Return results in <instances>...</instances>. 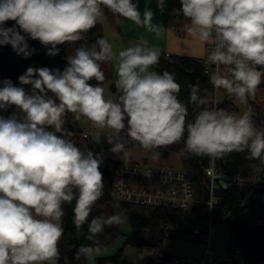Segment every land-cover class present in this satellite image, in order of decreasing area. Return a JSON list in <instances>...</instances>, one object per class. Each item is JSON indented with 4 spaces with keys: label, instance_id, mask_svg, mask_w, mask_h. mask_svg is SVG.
Listing matches in <instances>:
<instances>
[{
    "label": "clouds",
    "instance_id": "9594fccd",
    "mask_svg": "<svg viewBox=\"0 0 264 264\" xmlns=\"http://www.w3.org/2000/svg\"><path fill=\"white\" fill-rule=\"evenodd\" d=\"M165 0H158L162 11ZM183 30L205 44L214 45L207 57L215 70L209 83L241 103L254 97L264 77V0H180ZM107 8L114 16L131 20L160 36L163 27L153 23L154 13L143 18L133 0H0V45H11L17 55L29 58L35 51L28 38L59 53L58 45L86 38ZM15 26L5 27V22ZM21 31L24 33L21 34ZM50 46V47H49ZM159 50L146 41L114 53L104 37L69 55L63 71L28 67L16 86L0 81V110L15 106L22 115L0 116V264H58L59 241L64 234L63 205L75 201L73 224L80 234L87 224V240L74 257L92 259L100 252L97 237L105 227L123 222L121 215L94 216L103 196L102 157L82 151L66 138V114L90 120L98 129H111L110 152L119 154L125 144L122 131L145 150L183 140V152L219 159L232 152L264 164V130L256 128L250 113L237 115L202 107L199 84L189 86V103L200 110L187 122L188 108L178 99L181 86L167 71L158 73ZM116 61L118 102L106 100L101 64ZM259 66V67H258ZM207 74V73H205ZM95 79L98 83H90ZM23 85H30L26 91ZM51 93L52 95H49ZM51 127L53 130H49ZM60 135H57V134ZM185 133L187 134L185 137Z\"/></svg>",
    "mask_w": 264,
    "mask_h": 264
},
{
    "label": "trees",
    "instance_id": "16d2710c",
    "mask_svg": "<svg viewBox=\"0 0 264 264\" xmlns=\"http://www.w3.org/2000/svg\"><path fill=\"white\" fill-rule=\"evenodd\" d=\"M5 27L15 26L20 31L15 21L5 22ZM21 34L24 33L21 31ZM98 37H105L104 28L97 23L89 30L84 40L75 43H65L58 45L59 53L55 56L46 54L47 48L38 40L28 38L30 48L35 49L34 53L27 59L13 52L11 45H0V81L9 79L16 86H21L18 77L22 75L28 67H48L63 71L67 64V57L74 55L75 50L81 46H90ZM50 47V46H49ZM259 67V66H258ZM101 70L105 74V80L101 84L110 83L111 91L118 97L119 91L115 87V66L112 62L101 64ZM154 71L163 73L165 71L174 74L176 82L180 84L181 90L178 99L186 104L188 108L187 122L195 119L200 110L195 104L189 103V86L199 84L200 96L206 99L207 103L202 107L223 109L230 113L242 115L240 109L234 103L235 97H231L223 102L215 103L216 90L209 83V76L204 74V65L200 58L185 55H171L169 58L162 55L159 63L153 66ZM264 71V69H260ZM91 84L98 82L93 79ZM26 91H30V85H23ZM264 90V77L261 84L257 87L254 97H250V103L254 109L251 116L257 129L264 130V109L258 102L259 91ZM50 94V93H49ZM16 109L10 106L6 111L0 110V116L9 117ZM65 129L71 132V139L82 151L90 150L94 154L102 157L100 171L103 176V196L97 201L89 217L115 215L114 207L118 205L122 210L126 221L131 227V232L127 235L125 246L137 249L151 248L156 251L154 256L149 257L147 264H161L171 260V257H161V252L165 240L172 236L171 232L182 227L186 212L171 208H138L125 203L116 202L113 199L114 169L122 164V159L127 148L133 145V140L122 131L119 139L124 142L125 148L122 153L114 154L110 152L111 145L107 140L114 136H101L99 141L91 137L84 138V133L78 126L73 113L66 114ZM57 135H60L59 133ZM185 133V137H186ZM184 148L183 140L170 145L161 147L166 157L177 154L182 160L183 170L190 173L195 181L196 190L199 198L206 200L209 198V179L205 169L211 165L213 159L207 156H194L182 151ZM215 160V169L221 178L227 183V188H220L217 192L220 198L219 205L216 206L214 215L223 216L231 230L233 243L236 249L241 251L239 264H264V185L262 181L255 183V178H264V164L259 160L248 158V152H232ZM72 204H64L65 215L63 217L64 234L59 241L58 247L60 259L58 264H86L90 259L81 258L76 260L74 254L81 245H92L93 242L87 240V224L84 225L83 232L78 234L73 224ZM206 206L199 205L192 209L198 217L208 218ZM118 224L105 227L102 234L97 239L100 242V249L106 248L111 242L121 235ZM122 251L113 257L99 258L96 264H107L117 262L122 256Z\"/></svg>",
    "mask_w": 264,
    "mask_h": 264
},
{
    "label": "rangeland",
    "instance_id": "374dc122",
    "mask_svg": "<svg viewBox=\"0 0 264 264\" xmlns=\"http://www.w3.org/2000/svg\"><path fill=\"white\" fill-rule=\"evenodd\" d=\"M154 2L148 7L154 13V24H159L163 27L162 34L156 36L154 33L151 34L150 40L158 43L160 46L161 53L164 51V46L169 43H181L180 39H184L188 42L190 37L186 32L183 33V22L178 19H182L183 15L179 16L175 14L176 5L172 7V0H165L164 8L161 11L157 7L158 0H153ZM175 26L180 33L172 30ZM154 44L158 46L157 44ZM204 45V44H203ZM205 48V45L203 49ZM186 50V49H185ZM196 54V53H195ZM199 55V54H197ZM203 52L200 56L205 57ZM104 89V97L106 100H113L118 102V96L111 91L110 83H105L99 85ZM49 95H52L51 93ZM231 97L223 89H217L215 94L216 102H223ZM258 102L260 106L264 109V90L259 92ZM234 103L240 109L242 115L244 113H250L252 116L254 114V109L247 100V103H241L238 99H234ZM17 113L22 115L16 108L12 113ZM10 115V116H11ZM74 118H75V114ZM9 116V117H10ZM76 120V118H75ZM79 128L83 133L91 135V138L95 141H99L101 136H114V132L111 129H98L93 123L86 117L81 116L79 120H76ZM65 128V125H64ZM49 130H53L49 127ZM122 163L124 164H140L147 165L149 167H161L165 166L172 168L174 170H179L183 168L182 160L177 154H171L166 157L162 150H145L138 142L133 141V145L126 149ZM115 215H121L124 217L123 222L118 224L121 230V235L111 242L106 248L100 249L98 254H95L92 259L86 262V264H96V260L99 258L113 257L118 252L122 251V256L117 262H109L107 264H146L148 258L154 256L156 251L151 248L137 249L131 246H125L127 235L131 232V227L126 221V218L118 205L114 207ZM209 219H202L198 215L189 210L185 213L182 227L175 229L171 232L170 237H168L163 243L161 252L158 253L161 257H176L183 261L187 259H200L204 256L206 251V245L200 242L195 235L196 231H205L209 226ZM212 251L216 254L223 256L225 258H235L236 257V247L233 243V237L229 225L223 216L214 215L212 217ZM161 264H174L171 260L165 261Z\"/></svg>",
    "mask_w": 264,
    "mask_h": 264
},
{
    "label": "built area",
    "instance_id": "2783aa9c",
    "mask_svg": "<svg viewBox=\"0 0 264 264\" xmlns=\"http://www.w3.org/2000/svg\"><path fill=\"white\" fill-rule=\"evenodd\" d=\"M173 30H177L175 26ZM214 47L211 44H205V57L201 60L204 65V74L210 76L215 70V66L207 61L210 51ZM170 53H165V57L169 58ZM215 103L216 100H215ZM84 138L91 135L84 133ZM207 178L209 179V198L202 200L199 198L196 184L193 176L183 169L174 170L165 166L149 167L140 164H124L117 166L114 169L113 177V199L116 202L125 203L138 208H171L187 212L192 211L194 207L199 205L206 206L209 226L205 231H196L200 242L206 245L204 256L200 259H187L183 261L176 257H172L171 261L174 264H239L241 251L236 249L235 258H225L212 251V217L216 206L220 203V198L217 192L221 188L217 180L222 179L215 169V160L205 169ZM262 181L255 178V183Z\"/></svg>",
    "mask_w": 264,
    "mask_h": 264
},
{
    "label": "crops",
    "instance_id": "0c3cea01",
    "mask_svg": "<svg viewBox=\"0 0 264 264\" xmlns=\"http://www.w3.org/2000/svg\"><path fill=\"white\" fill-rule=\"evenodd\" d=\"M133 2L138 4L139 11L141 12V18H143L144 10L148 9V7H150V5L154 1L133 0ZM174 5H176V9H175V14H176L177 10L181 8L180 0H172V7ZM178 20H181L183 23H185L184 17ZM153 22H154V17H153ZM97 23L103 26L105 37L108 40V42L112 45L114 53H118L120 50L132 46L136 43H139L140 41H146L149 47L158 49L160 53L159 57L165 55V53H170L171 55H185V56L202 59V56L200 55L203 52L205 53V48L203 49L205 43L193 37H190L188 42H185L184 39H180L182 41L181 43L173 42L166 44L164 46V51L161 53L159 48L160 46L158 45V43L150 40L152 34L151 32H148L142 26L136 25L131 20L125 19L120 16H114L110 11H108L107 8H104L103 14L98 19ZM178 29L177 31L176 30L175 31L180 33ZM184 32L185 31L183 30V33ZM155 43L158 46L154 45ZM113 63L115 66V77L117 78L116 61H113Z\"/></svg>",
    "mask_w": 264,
    "mask_h": 264
},
{
    "label": "water",
    "instance_id": "95a60500",
    "mask_svg": "<svg viewBox=\"0 0 264 264\" xmlns=\"http://www.w3.org/2000/svg\"><path fill=\"white\" fill-rule=\"evenodd\" d=\"M217 182L222 188H227V183L223 179H218Z\"/></svg>",
    "mask_w": 264,
    "mask_h": 264
}]
</instances>
